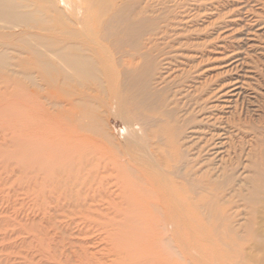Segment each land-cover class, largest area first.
I'll use <instances>...</instances> for the list:
<instances>
[{
    "label": "bare ground",
    "instance_id": "obj_1",
    "mask_svg": "<svg viewBox=\"0 0 264 264\" xmlns=\"http://www.w3.org/2000/svg\"><path fill=\"white\" fill-rule=\"evenodd\" d=\"M43 1L0 0V264H264V0Z\"/></svg>",
    "mask_w": 264,
    "mask_h": 264
},
{
    "label": "rangeland",
    "instance_id": "obj_2",
    "mask_svg": "<svg viewBox=\"0 0 264 264\" xmlns=\"http://www.w3.org/2000/svg\"><path fill=\"white\" fill-rule=\"evenodd\" d=\"M33 2H36L39 5H43V4L47 5V6L49 5L48 3L44 2L43 0H33ZM51 15H54V14L51 13ZM3 40H5V42H7V46L10 49L15 47V44H16L15 40L10 41L7 38L3 39ZM8 173H10V172L8 171ZM6 178H7V175L4 174L2 171H0V220L4 216L8 217L12 213H16V212L22 213L23 211L24 212L28 211L30 208V204H31V203H29L27 198H25L26 196H24L20 191H18V192L16 191V189H15L16 184L12 180H11V182L5 181ZM110 197H112V196H110ZM118 198L115 199L116 202L122 201V199H118ZM114 212L118 216H122L121 212L120 213H117L116 211H114ZM23 235L24 234L16 236V238L14 237V239H15L14 241L16 243L20 242V239H22V237H24Z\"/></svg>",
    "mask_w": 264,
    "mask_h": 264
}]
</instances>
